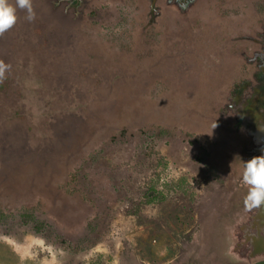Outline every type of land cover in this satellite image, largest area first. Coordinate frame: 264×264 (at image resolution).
Returning a JSON list of instances; mask_svg holds the SVG:
<instances>
[{
  "label": "rangeland",
  "instance_id": "obj_1",
  "mask_svg": "<svg viewBox=\"0 0 264 264\" xmlns=\"http://www.w3.org/2000/svg\"><path fill=\"white\" fill-rule=\"evenodd\" d=\"M31 3L0 34V264H264V0Z\"/></svg>",
  "mask_w": 264,
  "mask_h": 264
},
{
  "label": "clouds",
  "instance_id": "obj_2",
  "mask_svg": "<svg viewBox=\"0 0 264 264\" xmlns=\"http://www.w3.org/2000/svg\"><path fill=\"white\" fill-rule=\"evenodd\" d=\"M16 7L26 10L29 21L35 19L31 0H16L15 6L9 0H0V34L14 26L17 19ZM261 151L264 152V148ZM242 181L248 186L245 206L251 209L264 205V155L244 161Z\"/></svg>",
  "mask_w": 264,
  "mask_h": 264
},
{
  "label": "trees",
  "instance_id": "obj_3",
  "mask_svg": "<svg viewBox=\"0 0 264 264\" xmlns=\"http://www.w3.org/2000/svg\"><path fill=\"white\" fill-rule=\"evenodd\" d=\"M25 216L28 217L27 219L29 221L30 220L33 221L36 231H39V232L42 231L43 222H40V221L36 220L35 217L33 215H31V214H25ZM3 217H5V214L2 211H0V219H2Z\"/></svg>",
  "mask_w": 264,
  "mask_h": 264
}]
</instances>
